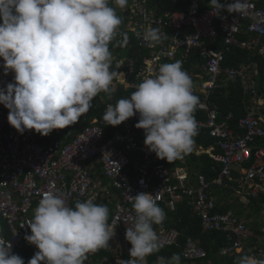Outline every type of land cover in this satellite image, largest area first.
<instances>
[{
	"label": "clouds",
	"instance_id": "clouds-1",
	"mask_svg": "<svg viewBox=\"0 0 264 264\" xmlns=\"http://www.w3.org/2000/svg\"><path fill=\"white\" fill-rule=\"evenodd\" d=\"M127 3L128 0H0V59L3 62L0 66L5 74L14 73L11 82L0 87V104L9 110L7 120L20 134L34 130L47 136L55 129L71 126L90 110L100 92L111 94L110 87L115 88L119 81L113 82L117 73L112 70L109 44L122 19L110 4L124 9ZM209 4L219 11L226 8L235 12L239 0H209ZM239 35L246 37L243 33ZM121 36L122 40L113 46L127 45V33ZM142 38L150 47L154 46L161 40L159 27H147ZM221 39L220 48H225L224 66L225 54L231 47L252 52L243 47L226 48ZM122 65L123 61H117L116 68ZM197 104L190 76L182 69V63L175 61L160 65L158 72L143 79L129 98L109 104L102 119L106 125L118 126L138 114L135 127L144 130V146L151 151V156L155 153L168 162L190 152L193 137L200 130L215 138L214 143L201 145L202 154L214 162L213 168H220L212 158V154L220 152L216 137L197 126L195 119L202 118ZM243 111L241 116L247 113L244 103ZM259 111L263 112L262 107ZM231 118L227 123L233 129L239 117L234 123ZM108 139L102 134L103 141ZM129 145L141 150L135 143ZM129 165L130 160L128 168ZM133 198L134 226L125 231V239L131 244L130 258L119 259L117 264H146V257L164 247L153 227L164 221L163 209L153 194L140 192ZM108 213V207L94 203L93 198L77 201L70 207L59 189L44 192L33 219L27 223L31 234L25 239L35 252L26 259V264H84L89 253L109 247L115 225L108 224ZM250 249L257 254L243 255L236 264H264V255L258 253L264 247L252 245ZM157 260L158 264H181L176 253L171 257L159 256ZM0 264H25L22 257L11 251V242L3 239H0Z\"/></svg>",
	"mask_w": 264,
	"mask_h": 264
},
{
	"label": "built area",
	"instance_id": "built-area-1",
	"mask_svg": "<svg viewBox=\"0 0 264 264\" xmlns=\"http://www.w3.org/2000/svg\"><path fill=\"white\" fill-rule=\"evenodd\" d=\"M149 1L130 0L125 30L132 34L137 47L144 53L138 57V65L134 60L128 61L130 67L123 75L134 74L142 81L156 74L164 63L180 61L182 66L187 67L194 55L203 57L198 62L195 59L197 81L192 83V92L198 97L197 106L203 119L195 120L197 126L216 137L220 152L212 154V158L218 161L219 172L209 181L199 174L196 185H190L181 168L170 172L162 162L155 161L151 151L143 145L140 147L144 152L142 161L135 165L136 174L131 178L127 166L129 159L115 145L116 141L124 140L135 143L128 135L116 134L115 139L103 141L102 127L94 120L83 126L69 141L42 145L37 141L38 133L34 130L20 134L12 127L7 120L9 110L0 104V218L4 221V225L0 224V239L11 242L12 252L26 235L31 234L27 223L33 219L34 210L44 192L59 189L70 207H74L77 201L93 198L94 202L111 194L109 184L94 182L91 176L87 164L94 157L110 179V184L120 190L109 217L108 224L115 225L110 240L118 233L125 236L126 228L134 226L133 197L140 192L153 194L156 203L164 201L170 209L174 208L178 196H185L192 213L200 217L203 231L218 230L231 238V242L220 249L223 255L243 251V242L255 235L231 209L217 211L208 191L211 186L222 185L240 197L257 198L264 192V145L256 142L264 137V92H260L256 79L259 66L254 60L224 66L225 48L216 49L209 40L220 31L226 48H246L252 54L257 53L264 62V5L259 7L253 0H239L235 12L226 8L219 11L210 6L199 13L170 11L161 15L163 12L158 7L148 6ZM147 27L160 29L161 40L151 47L142 38ZM240 33L246 37L240 36ZM2 63L0 59V65ZM13 76L11 71L5 74L0 66V87L11 82ZM117 79L120 83L124 82ZM232 79L241 82L242 101L247 112L238 118L233 129L227 123L232 114L222 115L209 102L211 91L221 87L224 80ZM124 85L132 86L133 83L125 79ZM260 107L263 112L259 111ZM136 116L139 117L138 114ZM234 168L236 172H233ZM173 177L176 182L171 181ZM153 179L158 181L154 186ZM154 230L164 247L181 246L184 258L192 259L205 254L202 246L192 238H187L181 245L180 232L175 228ZM250 253L252 256L257 254L252 250ZM258 253L264 255V249H259ZM92 254L87 255L84 264H92L88 262ZM96 264L107 263L97 261Z\"/></svg>",
	"mask_w": 264,
	"mask_h": 264
},
{
	"label": "trees",
	"instance_id": "trees-1",
	"mask_svg": "<svg viewBox=\"0 0 264 264\" xmlns=\"http://www.w3.org/2000/svg\"><path fill=\"white\" fill-rule=\"evenodd\" d=\"M151 5L156 6L159 9H164V10L167 9L170 11L183 10L189 13H199L203 11L205 8L210 6L209 0H150L148 3V6L151 7ZM127 6L124 8V10L126 11L125 13H127V10L129 8V6L128 7ZM120 17L122 20H125L123 16H120ZM121 40H122V36L120 34H117L115 35L113 41L110 42L109 50L111 51L112 56L118 53H122V52L131 54L134 56L136 52V47L134 44H132V42L130 43L129 47L127 45L113 46V45H116L117 41H121ZM212 45L215 48H220L223 46V42H222L220 35H217L213 39ZM194 58L197 59V62L199 59L203 60V57H201L199 54L194 55ZM194 58L189 64H187V66L194 64V60H195ZM249 59H256L258 60V63L262 65L261 61L258 59L257 56L252 57L248 54L246 50L231 47L225 54L224 64L225 65H237V63L239 62H242V61L247 62L249 61ZM116 63L117 62L114 61L112 64H116ZM112 69H115L114 65H112ZM260 79L264 81V75L262 72L260 73ZM117 89H119V91L116 94L113 93L110 95V97H113V101L115 103L119 99L126 98V96L131 95V93L133 92V89L124 90L120 87ZM97 101L98 99L97 97H95L92 101V106L90 110L86 113V115L88 118H91L93 115L98 116V123L103 128V138L106 139L112 135L113 130L111 129V125H106V123L103 121L102 119L103 114H104V112L102 111L103 108L99 107V105L96 104ZM209 101L212 106L219 108L223 114L232 112L233 116L230 120L231 123H234V121L238 117L244 114L243 103H242L241 82L237 79L230 80L226 86L213 89L211 91ZM84 124L78 120L75 124L64 128L61 133V137L65 139L71 137V134H74L77 131H79L80 128ZM193 138L196 140L198 144L204 145V146H208L209 144L215 142L214 137L209 136L200 130H197V134ZM257 142L259 144L264 145V137L258 139ZM193 157L196 158L197 156L193 155ZM198 157L201 160V163L195 166L196 171L202 172L205 175V177L208 180H210L214 175L217 174V167L213 168L214 162L209 158L207 154H202L201 156H198ZM262 162L264 164V159L262 160ZM211 188H215L214 190L216 193H217V190H220L222 191L220 192V194H222L223 190H226L229 192L231 196H234L229 188L224 187L222 185H214V186H211ZM213 197L214 199L216 198L214 195ZM219 200L221 202L222 199L219 198ZM105 201H107V197L98 198L94 201V203L99 204L97 202H102V205H103ZM249 202H260L264 207V194H261V198L259 199H256V198L252 199L249 197ZM157 204L160 208L163 209L164 213L166 214L165 219L162 222V225L165 226L167 222L166 219H168L167 226H175L176 228H178L180 231L179 241L184 242L186 237L190 236L193 239H197L200 242V244L205 247L207 251L206 256L197 259L196 264H236L239 257L243 255H248V253H250V250H251L250 247L254 245V241H256V237H252L250 239L251 240L250 244H246L245 242H243L244 250L242 252H239V253L234 252L232 254L219 256L218 255L219 248L222 245L224 246L228 244L229 242H231L230 237L226 236L225 233H222L220 231L202 232L199 218L190 216V209L186 205L185 200L178 201L175 204L174 210H171V211L168 210L162 202H158ZM226 209H229V208L226 206H223V207L220 206L217 210L222 212ZM237 213L239 212H235L236 215ZM173 220L178 223H175ZM153 227H158V225H153ZM255 230L261 233L260 229H258L257 227L255 228ZM34 252H35L34 249H30L26 242V239H24L21 242V244L17 247L15 253L14 252L13 253L19 255L20 257L27 259L31 255H34ZM174 253L180 255V249L175 246L163 247L162 249H160L159 252L149 255L148 257H146V259H147L148 264H154L157 260V257L164 256V255L166 257H171L172 254ZM180 259H181V264H191V261L185 260L181 255H180Z\"/></svg>",
	"mask_w": 264,
	"mask_h": 264
},
{
	"label": "crops",
	"instance_id": "crops-1",
	"mask_svg": "<svg viewBox=\"0 0 264 264\" xmlns=\"http://www.w3.org/2000/svg\"><path fill=\"white\" fill-rule=\"evenodd\" d=\"M225 1H228V0H220V2H225ZM255 1H256V3L259 6L264 5V0H255ZM128 4H130V0H128L127 5ZM110 6H112V7H114L116 9V13H117L118 16H123L125 18V20H122L121 25L118 27L116 34H120L121 35V33H127L128 37H129L127 46L129 47L130 46V43L132 42V44H134L135 47H136V52H135L134 56L131 55V54H127L125 52L118 53V54H115L114 56H112L113 57V62L114 61L115 62H117V61H123V65L119 69L116 68V64H112V65L115 66V69H112V70L113 71H116V73H117L115 75V77H114V80H116L117 77H118L119 79H123L124 82L123 83H120L119 82L115 88L110 87L112 89L111 94H113V93L116 94L119 91V89H117L119 87L122 88V89H124V90H131V89H133V92H134L135 89H136V86L140 82H142L141 79L140 78H136L134 76V74L133 75H130L129 74L128 76L125 77L123 75V72L124 71H128V69L130 67V63L128 62L129 60H134V62L136 61V64L138 65V63H139L138 57L139 56L142 57L144 51L142 49L139 50V48L137 47V45H136V43H135V41L133 39L132 34L130 32H128L127 30H125V24L128 21V10H127V13H125L126 11L124 9H120L115 4H110ZM160 11L163 12L161 15H164L165 13L170 12V10H167V9H165V10L164 9H160ZM172 11H183V10H172ZM209 41H210V45L212 47H214L212 45V40H209ZM248 54L253 57V55L251 53L248 52ZM145 55H147V53ZM257 57L261 61V64L262 65H260L258 63V60H256V59H249V61L254 60V61H257V63H258L259 68H258V72H257V75H256V79H257L258 84H259V90H260V92H264V81H262V79H260V73L262 72L263 75H264V62H263V60H262V58L260 56H257ZM194 59H196V58H194ZM191 61H189V63ZM170 63H172V62H170ZM239 63H243V61L242 62H239ZM182 69L187 72V74L190 76V78L192 80V83L195 84L196 81H197L196 80V76L194 75V73L197 72V70H195L196 69L195 68V60H194V64L193 65H190V66H187V67L182 66ZM11 78L13 79L14 76L11 77ZM4 79H6V78H4ZM125 79L127 80V82L133 83V85L132 86H125L124 85ZM228 82H229V80H224L222 82L221 87L222 86H226ZM110 95L108 93H105V92L102 91V92H100L96 96L97 99H98V101H97L96 104L99 105V107H102L103 108L102 109L103 112H105V110H106V108H107V106L109 104L115 105V102L113 101V97H110ZM210 95H209V98H210ZM129 97H130V95L129 96H126V98H129ZM242 99H243V97H242ZM86 113L83 114L81 116L80 120H79L83 124L85 123L83 126L87 125L88 123H90L91 121H94V120H96V122L98 123V116L93 115L91 118H88L87 115H86ZM138 120H139V117L136 116V115H134L133 117L127 119L126 121L122 122L118 126H111V129L113 130V133L108 138L115 139L116 138V134H123V135H128L132 139V141L135 142L136 145H138V146L145 145L144 144V139H145L144 130L135 127V124L138 122ZM63 129H55L50 134H48L47 136H41L40 134H37L38 135L37 141L40 144H42V145H47V144L52 143L54 141L66 142V141H69L70 139H72V137L78 132L77 131L76 133L71 134V137L65 139V138L61 137V133H62ZM193 141L194 142H193L191 151L188 152V153H186V154H184L181 158H178V159H176L173 162H168L166 159H160V158H158L156 156L155 153H154V156L153 155L152 156L154 157L155 160H157L159 162H162L170 172H172L175 168H181L183 170V172L186 174L187 178L189 179L190 185L195 186L196 185V178H197V176L199 174H203L202 172L196 171L195 166H197V164H200L201 163V160L199 159L198 156H201L202 155L204 149H203V146H201L200 144H198L194 138H193ZM116 144H117V146L119 148H121L127 154L128 158L130 160V165H129V168H128L129 169V174H130V177L133 178L135 176V174H136L135 165L137 163H139V162L142 161V156H143V153L144 152H142L141 150H139L137 148L131 147L129 145L130 143L127 140H124V141H116ZM193 155H195L197 157L194 158ZM87 167H88L89 171L91 172V176H92L94 182H98L99 181L101 183V185H107V184H109V187H110V190H111V194L108 195V196H105V197H107V201H105L103 203V205H106L108 207V209H109V214H108V223H109V217H110L111 212H112V209L114 207V202H115L116 198L120 195V190L117 189V188H115L114 186H112L110 184V179L105 176L104 171H103V169L101 167V164L97 161V158L94 157V159L87 164ZM192 168H193V170H192ZM219 170H220V168H217V173L219 172ZM236 170L237 169L234 168L233 169V172H236ZM204 177H205V175H204ZM205 179L207 181H209L206 177H205ZM171 181L176 182L177 179L173 177V178H171ZM157 182L158 181L156 179H153L152 185L156 184ZM214 189L215 188L209 189L208 196L210 198H212L213 195L216 197L215 199L212 198L213 201H214V203H215V206H216L215 209L216 210L220 206L221 207L226 206V207L229 208V210L231 209L232 211L234 210L235 212H239V211H236L235 209H232L230 207L232 205L231 204L232 202H236V203L243 204V207L244 208L241 211L242 212H245V209H246L245 208V205L246 204H249V197L252 198L251 196H249V197H240V196L235 195V194H233L234 196H231L229 194V192L226 191V190H223V193L220 194V192H222V191L217 190V193H216ZM261 194H264V192L263 193H260L259 196L256 199L261 198ZM105 197H103V198H105ZM219 198L222 199L221 202H220ZM241 199H243V200H241ZM244 199H247V200H244ZM182 200H185L186 201V205L190 209V216L191 217H197L200 220V217L198 216L197 213H192L190 204L188 203V200H187V198L185 196H182V195L178 196L176 198L175 204L178 201H182ZM161 202L165 205V207L168 210H170V211L171 210H174L175 205H174V208L173 209H170L169 206L166 204V202H164V201H161ZM97 203L102 204V202H97ZM262 207H263V205H262ZM226 210H228V209H226ZM226 210H224V211H226ZM224 211H222V212H224ZM240 212H239V214L237 213V215L239 216L238 218L241 221H244V223L250 229H252L254 231V233H255V235L253 236V237H256V241H254V245H256L258 243L262 247V245H261L260 242H261V239L262 238L264 240V229L262 227V226H264V221H263V218H262V216L264 215V208H262V214L260 216V220L261 221L259 223H257V226H254V227L253 226H250V225H248L246 223V221L244 220V218L240 214ZM166 220L168 222V219H166ZM167 222H166V225L165 226L161 224V225H158V227H154V228H162V229L163 228H175V229H177L179 231V229L176 228L175 226H167ZM174 222L175 223H178L176 221H174ZM200 226H201V222H200ZM255 227H257L258 229H260L261 233L260 232H257L255 230ZM201 230H202V226H201ZM210 231H218V230H209V231H203L202 230V232H210ZM179 238H180V236H179ZM187 238H192V237L189 236V237H186V239ZM251 238H249L247 240H250ZM186 239L184 240V242L186 241ZM193 240H195L197 243L200 244V242L197 239H193ZM26 242H27V240H26ZM184 242L179 241V243L181 245L184 244ZM27 244H28V242H27ZM171 246H175V247L179 248L180 249V255L182 256V254H181L182 247L181 246H176V245H171ZM200 246H202V248L205 250V255L203 256V257H205L206 254H207V251H206V249H205V247L203 245L200 244ZM166 247H168V246H166ZM221 247L218 250V255L219 256H223V254L220 253ZM130 248L131 247L129 246L128 241L125 239V236H123L122 234H119L118 233V234H116V236H115L114 239L109 240V247L101 248L100 250H98L95 253H93L92 256H91V258H90V260L88 262H91L92 264H96L97 261H104L107 264H117V261L119 259L128 260L130 258V254H129V249ZM164 257H166V256L164 255ZM200 258H202V257H200ZM23 259H24V262L26 264V259L25 258H23ZM184 259L185 260H189V259H186V258H184ZM197 259H199V258H197ZM197 259L189 260V261H191V264H196V260ZM156 262H157V260H156ZM156 262L154 264H156ZM146 264H148L147 259H146Z\"/></svg>",
	"mask_w": 264,
	"mask_h": 264
},
{
	"label": "rangeland",
	"instance_id": "rangeland-1",
	"mask_svg": "<svg viewBox=\"0 0 264 264\" xmlns=\"http://www.w3.org/2000/svg\"><path fill=\"white\" fill-rule=\"evenodd\" d=\"M117 35V34H116ZM212 198H214L212 196ZM243 200V199H241ZM247 200V199H244ZM232 205L230 206L232 209H235L236 211H241L243 210V204L241 203H236V202H232ZM245 212H240V214L243 216L244 220L246 221V223L250 226H257V223H259L260 220V216L262 214V205L260 204V202H249V204L245 205ZM233 212L235 213V211L233 210ZM239 214V213H238ZM242 218V219H243ZM263 221H264V215L262 216ZM0 224L4 225V221L0 218ZM264 229V226H262ZM256 228V227H255ZM260 239V238H259ZM251 240H247L245 243L246 244H250ZM263 242V243H262ZM261 245L262 247H264V240L263 238L261 239ZM129 246L131 247L130 242H128ZM257 246L261 247L258 243L256 244Z\"/></svg>",
	"mask_w": 264,
	"mask_h": 264
},
{
	"label": "water",
	"instance_id": "water-1",
	"mask_svg": "<svg viewBox=\"0 0 264 264\" xmlns=\"http://www.w3.org/2000/svg\"><path fill=\"white\" fill-rule=\"evenodd\" d=\"M156 264H158V260H157Z\"/></svg>",
	"mask_w": 264,
	"mask_h": 264
}]
</instances>
